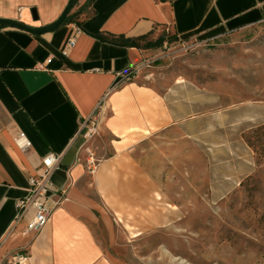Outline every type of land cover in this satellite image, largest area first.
Returning a JSON list of instances; mask_svg holds the SVG:
<instances>
[{"label": "crops", "instance_id": "crops-1", "mask_svg": "<svg viewBox=\"0 0 264 264\" xmlns=\"http://www.w3.org/2000/svg\"><path fill=\"white\" fill-rule=\"evenodd\" d=\"M85 1L78 0L71 12ZM67 2L0 0V18L38 28L54 22ZM87 9L91 14L79 15V27L65 23L43 34L0 28V264H11L14 253L24 258L20 264H123L108 253L111 248H135L144 234L173 225L181 212L159 182L158 165L148 166L131 153L149 138L163 136L172 150L167 156L192 143L210 157H223L213 171L226 174L218 178L229 185L224 194L254 171L247 145L237 151L239 127L264 125V114L246 115L233 103L224 107L181 82L158 93L139 83L140 71L111 96L126 101L125 124L138 131L135 144L119 147L91 170L81 160L76 136L118 74L151 62L158 41L212 40L264 22V0H93ZM70 39L75 46L64 57ZM128 39L139 46L125 45ZM48 154L60 156L50 177L53 215L40 232L25 234V221L12 226L16 205L27 197L29 180ZM219 189L215 183L211 194L222 198ZM97 225L106 240L97 236ZM13 234L16 240L6 247Z\"/></svg>", "mask_w": 264, "mask_h": 264}, {"label": "rangeland", "instance_id": "rangeland-1", "mask_svg": "<svg viewBox=\"0 0 264 264\" xmlns=\"http://www.w3.org/2000/svg\"><path fill=\"white\" fill-rule=\"evenodd\" d=\"M137 79L158 93L176 82L191 84L220 99L224 107L233 103L246 115L254 110L263 115L264 22L212 40L167 36ZM114 92L76 136L81 160L91 170L119 147L135 144L138 131L125 124L126 101L111 99ZM243 127L240 123L236 150L241 152L245 138L250 139L252 147L246 145L255 167L228 194L224 193L229 185L218 179L226 174L213 171L223 157H210L206 149L192 143L176 146L174 155L167 156L172 150L163 136L133 147L137 159L158 165L159 182L181 215L173 225L144 234L135 248H111L108 253L123 264H264V125ZM215 183L220 188L217 194L224 197L211 194ZM95 231L106 240L101 225ZM23 243L24 239L19 242ZM17 257L11 255V264H20Z\"/></svg>", "mask_w": 264, "mask_h": 264}, {"label": "built area", "instance_id": "built-area-1", "mask_svg": "<svg viewBox=\"0 0 264 264\" xmlns=\"http://www.w3.org/2000/svg\"><path fill=\"white\" fill-rule=\"evenodd\" d=\"M74 46L75 41L73 39L68 40L61 51V55L66 57ZM149 63L150 62H144L140 66L128 68L120 72L118 74L119 80L112 86L111 91L117 89L121 84L132 80L138 72L148 66ZM85 122L83 124H85ZM83 124L80 125L77 134L80 132ZM22 137L23 135L20 134L18 138ZM28 148L29 144L23 145L24 151ZM59 159L60 156L58 155L48 154L41 160L37 175L29 180L27 197L17 202L16 215L12 226L17 227L20 223L25 221V228L23 231L25 234L40 232L46 227L53 215L55 204L52 197L56 191L51 186L50 177L53 171L57 169ZM22 260H24L23 257L18 258L19 262Z\"/></svg>", "mask_w": 264, "mask_h": 264}, {"label": "water", "instance_id": "water-1", "mask_svg": "<svg viewBox=\"0 0 264 264\" xmlns=\"http://www.w3.org/2000/svg\"><path fill=\"white\" fill-rule=\"evenodd\" d=\"M77 1L78 0H68L65 8L62 10L59 17L54 22H52L46 26L33 28V27L27 26L25 24H22L21 22H18L16 20H10V19H4V18H0V25H6L9 27L17 28V29L27 31V32L32 33V34H43L46 32H51L63 24L66 16L74 8ZM31 15H32L33 20L37 19L36 12L34 9L31 10Z\"/></svg>", "mask_w": 264, "mask_h": 264}, {"label": "trees", "instance_id": "trees-1", "mask_svg": "<svg viewBox=\"0 0 264 264\" xmlns=\"http://www.w3.org/2000/svg\"><path fill=\"white\" fill-rule=\"evenodd\" d=\"M93 0H86L76 11L74 12H71L66 16L63 24L65 23H72L76 26H80V23L78 21V17L79 15L81 14H84V16H88L91 14L90 11H88L87 7L88 5L92 2ZM77 4V3H76ZM75 4V5H76ZM4 27H7L6 25H0V28H4ZM123 43L125 45H128V46H136L138 47L139 44H138V41L137 40H124ZM162 43V40L158 41L156 45H160ZM245 142L246 144L249 146V147H252V142L250 141V139L248 138H245Z\"/></svg>", "mask_w": 264, "mask_h": 264}, {"label": "bare ground", "instance_id": "bare-ground-1", "mask_svg": "<svg viewBox=\"0 0 264 264\" xmlns=\"http://www.w3.org/2000/svg\"><path fill=\"white\" fill-rule=\"evenodd\" d=\"M16 238H17V235L15 234L8 237V239H6L5 246L8 247L12 245V243L14 242V240H16ZM0 256H3V252H0Z\"/></svg>", "mask_w": 264, "mask_h": 264}]
</instances>
